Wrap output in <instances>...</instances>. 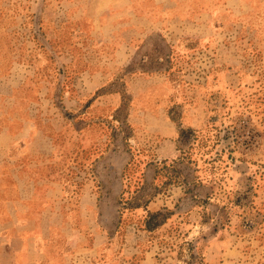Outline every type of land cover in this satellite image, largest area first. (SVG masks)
Segmentation results:
<instances>
[{"label":"rangeland","instance_id":"374dc122","mask_svg":"<svg viewBox=\"0 0 264 264\" xmlns=\"http://www.w3.org/2000/svg\"><path fill=\"white\" fill-rule=\"evenodd\" d=\"M0 264H264V0H0Z\"/></svg>","mask_w":264,"mask_h":264},{"label":"crops","instance_id":"0c3cea01","mask_svg":"<svg viewBox=\"0 0 264 264\" xmlns=\"http://www.w3.org/2000/svg\"><path fill=\"white\" fill-rule=\"evenodd\" d=\"M184 1L186 2L188 0H184ZM154 2H155V4H157V6H159L160 9L164 10L166 7H168V3L173 2V0H154ZM228 2H229V0H228Z\"/></svg>","mask_w":264,"mask_h":264}]
</instances>
